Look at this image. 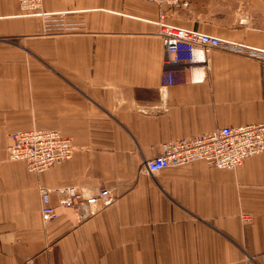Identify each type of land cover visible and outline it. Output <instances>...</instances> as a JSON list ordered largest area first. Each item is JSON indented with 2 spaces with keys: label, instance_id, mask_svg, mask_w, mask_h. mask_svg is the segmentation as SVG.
<instances>
[{
  "label": "crops",
  "instance_id": "crops-1",
  "mask_svg": "<svg viewBox=\"0 0 264 264\" xmlns=\"http://www.w3.org/2000/svg\"><path fill=\"white\" fill-rule=\"evenodd\" d=\"M42 0L23 16L0 0V264H264V152L235 168L194 160L150 173L166 140L264 120V66L213 48L173 66L153 22L264 49V0ZM53 129L71 156L30 171L9 134ZM110 188L115 200L78 222L40 187Z\"/></svg>",
  "mask_w": 264,
  "mask_h": 264
},
{
  "label": "built area",
  "instance_id": "built-area-1",
  "mask_svg": "<svg viewBox=\"0 0 264 264\" xmlns=\"http://www.w3.org/2000/svg\"><path fill=\"white\" fill-rule=\"evenodd\" d=\"M23 16H43L47 14L42 0H18ZM158 4L176 5L180 0H149ZM158 26V36L166 51L167 70L162 74L163 82L174 83L172 69L194 68L196 64H206L207 54L213 48L240 54L257 60L264 66V49L244 42L219 38L208 33L176 26L165 21L160 14L153 21ZM10 143L6 147L9 160H23L30 171L39 172L57 162L68 159L74 149L70 138L57 130L32 128L9 134ZM264 152V120L237 126H222L208 132L166 140L160 151L146 161L150 173L169 166H177L194 160H203L208 166L235 168L244 159ZM40 213L48 222L57 217L50 203L53 192L60 205L74 210L78 222L97 214L115 200L110 188L102 187L96 192L87 193L74 185H64L53 190L40 187Z\"/></svg>",
  "mask_w": 264,
  "mask_h": 264
}]
</instances>
